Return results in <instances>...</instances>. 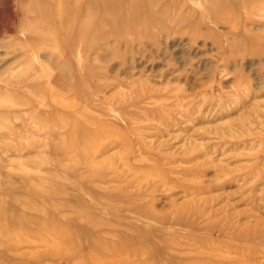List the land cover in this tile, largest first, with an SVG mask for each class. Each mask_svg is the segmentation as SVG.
Instances as JSON below:
<instances>
[{
    "label": "rangeland",
    "instance_id": "374dc122",
    "mask_svg": "<svg viewBox=\"0 0 264 264\" xmlns=\"http://www.w3.org/2000/svg\"><path fill=\"white\" fill-rule=\"evenodd\" d=\"M14 4L0 264H264V0Z\"/></svg>",
    "mask_w": 264,
    "mask_h": 264
},
{
    "label": "crops",
    "instance_id": "0c3cea01",
    "mask_svg": "<svg viewBox=\"0 0 264 264\" xmlns=\"http://www.w3.org/2000/svg\"><path fill=\"white\" fill-rule=\"evenodd\" d=\"M13 5H15L14 0H0V12H5L4 16L0 15V31L6 33L10 31V24L7 23L11 21V18L8 14H11Z\"/></svg>",
    "mask_w": 264,
    "mask_h": 264
}]
</instances>
